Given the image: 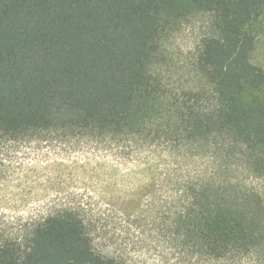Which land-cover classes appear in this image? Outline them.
<instances>
[{"label": "trees", "instance_id": "16d2710c", "mask_svg": "<svg viewBox=\"0 0 264 264\" xmlns=\"http://www.w3.org/2000/svg\"><path fill=\"white\" fill-rule=\"evenodd\" d=\"M263 15L264 0H0V194L11 144L97 142L159 169L136 228L158 230L177 264H264V200L229 178H264ZM196 16L211 27L194 85L172 89L155 68L162 40ZM85 198L0 206V264H130L104 243L118 218Z\"/></svg>", "mask_w": 264, "mask_h": 264}, {"label": "rangeland", "instance_id": "374dc122", "mask_svg": "<svg viewBox=\"0 0 264 264\" xmlns=\"http://www.w3.org/2000/svg\"><path fill=\"white\" fill-rule=\"evenodd\" d=\"M211 19L196 16L168 33L162 40L158 76L172 89L194 85L193 61L202 41L209 35ZM253 62L264 70V15L258 24ZM16 169L0 195V206L29 212L31 209L69 205L74 194H84L85 203L109 210L118 219L110 221L106 242L128 258L130 264H177L171 251L153 227L136 228L141 213L151 205L159 169L150 162L139 165L129 158L120 164L106 153L105 145L91 141L66 140L56 134L11 144ZM161 156V155H160ZM167 158L161 156L164 163ZM191 162V160H188ZM234 187L247 188L264 200V178L244 171L229 175ZM146 186H149L145 189ZM136 228V229H135Z\"/></svg>", "mask_w": 264, "mask_h": 264}]
</instances>
